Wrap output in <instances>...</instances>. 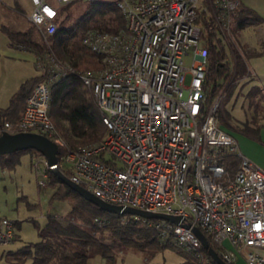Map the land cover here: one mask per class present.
<instances>
[{"label":"built area","instance_id":"built-area-1","mask_svg":"<svg viewBox=\"0 0 264 264\" xmlns=\"http://www.w3.org/2000/svg\"><path fill=\"white\" fill-rule=\"evenodd\" d=\"M71 1L32 0L27 18L45 41L57 29L62 7ZM238 3L116 0L125 26L116 32L89 28L82 36V43L101 56L99 67L78 70L50 49L31 48L45 78L32 86L20 117L5 120L0 131H33L54 140L58 167L104 201L181 216L175 223L134 214L140 224L157 230L160 242L191 251L206 263L193 230L197 226L218 245L228 264L244 247L247 264H264V169L240 151L222 126L224 91L207 101L204 87L207 46L200 13L213 21L217 35L228 44ZM69 72H78L93 86L107 127L101 139L74 149L67 148L50 118L51 84ZM228 154L238 157L232 173L221 162ZM34 157L42 174L38 184L45 185L50 167L44 156ZM13 236V222L1 218L0 241Z\"/></svg>","mask_w":264,"mask_h":264},{"label":"trees","instance_id":"trees-1","mask_svg":"<svg viewBox=\"0 0 264 264\" xmlns=\"http://www.w3.org/2000/svg\"><path fill=\"white\" fill-rule=\"evenodd\" d=\"M84 2L86 6L75 17L71 12L59 18L57 29L45 41L34 36L35 26L29 23L28 27L18 29L10 24L0 23V30L5 33L11 43L35 48L40 52L50 51L63 62H68L76 69L99 67L101 56L82 43L85 30L103 29L116 32L125 26V16L116 4V0H72L61 9L73 3ZM68 7V8H69ZM67 8V9H68ZM241 14L237 21L236 29L246 24H258L263 17L249 5L239 3L231 16ZM202 24V37L207 46V66L204 87L207 101L224 91L222 107L219 110L220 120L227 123L229 112L226 103L241 92V87L251 78L248 66V51L238 48L233 41L227 44L216 33L213 21L200 13L199 20ZM232 35V30H231ZM50 49V50H49ZM45 78L39 72L24 79L19 87L11 94L5 107L0 106V128L5 120L15 121L20 117L25 104L26 96L32 85ZM249 105L254 110L250 121L259 125L258 117L264 112V91L259 85L253 84L246 92ZM50 118L57 130L64 138L67 148L74 149L79 145L101 139L107 131L102 120V112L95 100L93 86L85 84L78 72H69L60 78L54 79L51 84ZM248 128L243 126V130ZM250 129V127H249ZM1 132V131H0ZM29 151L42 155L33 148L19 149L10 153L0 154V163L8 168H14L19 162L21 154ZM61 150L59 151V153ZM226 170L234 172L238 163L236 154H228L221 158ZM68 175V172L63 170ZM46 183L57 184L52 193L53 198H69L72 211L86 209L89 214L84 216L82 225L93 230H102L106 235L118 237L121 241L142 246L149 242H156L160 246H172L169 242H160L157 230L148 225L140 224L134 214L116 213L104 210L93 202L85 199L68 184L59 179L56 174L47 169ZM82 215V213H80ZM4 218L0 216V219ZM103 219L99 224L96 219ZM41 236L36 241H27L16 249L5 252L7 264H23L30 259V264H87L88 258L96 252L92 242L72 228V224L63 220L60 215L48 214L47 221L39 230ZM105 236V235H103ZM211 245L220 255L218 245L211 241ZM14 238V236H13ZM179 252L185 251V259L180 264H217L203 246L207 262L203 263L188 250L176 247ZM105 264H113L108 258ZM234 264V262L230 263Z\"/></svg>","mask_w":264,"mask_h":264},{"label":"rangeland","instance_id":"rangeland-1","mask_svg":"<svg viewBox=\"0 0 264 264\" xmlns=\"http://www.w3.org/2000/svg\"><path fill=\"white\" fill-rule=\"evenodd\" d=\"M241 2L249 3V6L252 5L251 8L255 7L257 11L262 13L258 12L261 16L263 15L262 25L264 26V0H241ZM85 6L84 2L73 3L70 7L68 6L69 8L67 7L68 9H63L60 17L68 12L74 14L75 17V14L84 9ZM32 8V0H0V12H4L8 18L14 20L17 28L28 27L30 22L26 20L25 15H28ZM240 16V13L237 16H232L230 25L232 30L230 41H233L235 45H237L238 40H242L243 35L248 42L251 39L255 40L257 36V24H246L242 27L243 30L240 27L235 28ZM33 33L35 37L40 38L37 30ZM1 34L5 36L2 31H0V36ZM31 53L33 52L31 51ZM190 59L189 56L186 57V62H190ZM248 62L250 64V58ZM34 63L32 54L30 62L25 61L24 63L22 61L20 63L19 71L16 69V65H13V68L9 70L8 86L12 91L19 87L20 81L24 77L26 78L31 73L34 75L40 72ZM18 72L20 76H18ZM1 84L2 81H0V86ZM245 108L247 109L246 105ZM237 109L234 108L233 110L236 111ZM252 112L254 111L251 110ZM231 121L234 120L231 119ZM34 156L36 154L29 151L21 154L20 160L14 168H8L0 163V216L7 217L13 222V229L16 234V237L10 241H0V264L8 263L5 257L7 250L16 249L27 241H36L41 238L39 230L45 225L48 214L60 215L63 220L72 224L73 229L92 242L97 250L88 258L87 264H105L108 258L113 260V264H180L185 259V251L179 252L176 248H180L179 246H160L156 242L138 246L123 242L118 237L106 235L102 230H93L82 225L84 216L88 215L89 212L86 209H82L81 212L79 210L72 211V203L67 197H51L57 184H38V179L42 178V174L36 171ZM40 166H42L41 163ZM23 264H30V259H26Z\"/></svg>","mask_w":264,"mask_h":264},{"label":"crops","instance_id":"crops-1","mask_svg":"<svg viewBox=\"0 0 264 264\" xmlns=\"http://www.w3.org/2000/svg\"><path fill=\"white\" fill-rule=\"evenodd\" d=\"M245 3L249 5V3L247 2ZM252 8H254L257 11L255 7ZM257 12L261 13L259 10ZM25 18L27 21H29L27 15H25ZM0 20H3L0 22L10 24L13 27L17 25L16 22L8 18L4 12H0ZM241 38L242 40H238L236 42L237 44L236 46L240 49H245L246 51H248L247 62L250 58V64L248 62V66L251 71V78L241 87V92L238 95H235V97H233L232 100L226 103L230 116V118H228L227 120V123L225 124L221 120L220 121L222 126L235 137L240 151L243 154H245L247 157H249L255 164H257L262 169H264V112L261 113L262 115L257 118L259 125H254V123H252L250 119L255 113L254 112L251 113V110H253V108L248 103L249 97L246 96L247 90L253 84L259 85L260 88L264 91V26L262 25V22L257 24V36L255 40L251 39L252 41L250 40L248 42L247 39L244 37V35ZM32 54L33 53H31L30 47L11 43L6 35L2 36L1 34L0 36V63H1L0 81H2V84L0 86L1 107H5L8 104L11 94L15 91V90L12 91L10 86H8L9 70L13 68V65H16V69L19 71L20 63L22 61H24V63L25 61L30 62V58H32ZM18 76H20L19 72H18ZM29 76H33V73H31ZM26 78L24 77V79ZM24 79H22L20 83ZM245 105L247 106V109L245 108ZM234 108H238V109L234 111L233 110ZM231 119H233L234 121H231ZM245 125H247L248 128L246 130H243V126ZM15 237L16 234L14 233V238ZM247 249H248L247 247L243 248L242 253L238 256L234 264H247L244 258ZM261 251L264 253V248H261Z\"/></svg>","mask_w":264,"mask_h":264},{"label":"water","instance_id":"water-1","mask_svg":"<svg viewBox=\"0 0 264 264\" xmlns=\"http://www.w3.org/2000/svg\"><path fill=\"white\" fill-rule=\"evenodd\" d=\"M27 148H33L39 151L42 156L45 157L50 170H52V172L56 174L59 179L68 184L73 190L77 191L85 199L93 202L104 210L116 213L137 214L147 218H164L175 223H179L182 220V217L178 215H171L162 212H151L132 206H124L104 201L91 191H88L81 185L73 182L57 165V152L59 149L58 144L42 133L33 131H18L11 133L6 130L0 132V154L10 153L19 149ZM193 230L201 240L203 247L217 264H228L221 258L215 248L208 241L206 235L197 226H193Z\"/></svg>","mask_w":264,"mask_h":264}]
</instances>
